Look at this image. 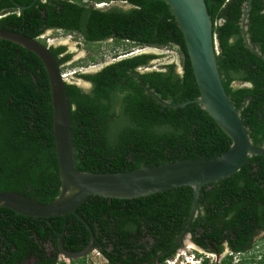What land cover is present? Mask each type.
I'll return each instance as SVG.
<instances>
[{
    "label": "trees",
    "instance_id": "obj_1",
    "mask_svg": "<svg viewBox=\"0 0 264 264\" xmlns=\"http://www.w3.org/2000/svg\"><path fill=\"white\" fill-rule=\"evenodd\" d=\"M34 2L0 0V29L32 39L59 29L63 34H79L89 44L113 39L141 48L177 47L181 54L182 74L176 64L141 72L158 59L142 54L95 74H77L92 84L88 92L66 84L79 171L133 172L177 161L216 158L230 150L232 140L195 103L200 91L183 33L166 2L38 0L20 11ZM205 2L219 42L217 60L226 92L240 110L253 145L264 147V0H252L248 18L251 46H259L260 54L246 44L240 24L249 0ZM101 4L128 8H97ZM67 51L66 46L51 47L60 66L73 58ZM78 65L83 64L75 67ZM235 82L249 87H235ZM52 101L43 61L24 47L0 39V194L20 193L41 204L59 198L62 182ZM162 103L188 104L171 108ZM193 197L191 187L134 200L92 196L77 210L83 221L75 214L39 219L3 208L0 231L10 241L8 253L0 257L8 260L9 253L16 250L11 264H23L30 256L40 259L38 264H56V260H44L46 242L57 246L62 239L66 250L80 253L94 236L95 249L110 264H156L155 256L167 252L161 258L165 264L180 248L175 246L187 226ZM199 207L202 216L190 229L198 247L209 250L212 243L218 245L227 238L236 251L245 252L252 233L264 229V157L248 158L237 174L204 186ZM232 233L237 240H231Z\"/></svg>",
    "mask_w": 264,
    "mask_h": 264
},
{
    "label": "water",
    "instance_id": "obj_2",
    "mask_svg": "<svg viewBox=\"0 0 264 264\" xmlns=\"http://www.w3.org/2000/svg\"><path fill=\"white\" fill-rule=\"evenodd\" d=\"M37 1L35 0L29 7H20V11L31 8ZM163 1L171 7V12L184 36L200 91V97L195 100V103L199 104L232 140L230 150L216 158L177 161L133 172L95 174L79 171L75 162L71 108L66 81L62 77L58 61L49 46L43 45L39 40L29 38L23 33L0 29L1 40L16 43L29 52L35 53L47 68L54 108L53 134L56 138L62 182L59 198L50 204H41L20 193L6 192L0 194V209H9L22 216L39 219L75 214L83 221L77 210L92 196L134 200L172 189L191 187L194 190L192 210L187 226L178 238L175 246L177 248L184 241L186 243V240H190L191 226L201 215L199 199L202 188L237 174L248 158L264 157V147L253 145L241 119L240 110L234 107L226 92L217 60L220 50L219 42L214 34L215 28L205 0ZM251 5L252 0H249L245 19ZM142 54L146 53L137 52L120 58L119 61ZM81 81L92 86L91 83ZM162 104L171 108H180L188 103L179 106ZM94 242L95 238L92 236L91 244L87 249L80 253L64 251V257L71 260L82 259L95 249ZM182 249H186V245H183Z\"/></svg>",
    "mask_w": 264,
    "mask_h": 264
},
{
    "label": "rangeland",
    "instance_id": "obj_3",
    "mask_svg": "<svg viewBox=\"0 0 264 264\" xmlns=\"http://www.w3.org/2000/svg\"><path fill=\"white\" fill-rule=\"evenodd\" d=\"M110 6H117V7H126L122 4H111L108 7H103V9H107ZM220 24V23H219ZM46 37V42L53 46H66L68 49V54L73 56L71 62L65 65V70L63 73L70 75L72 74L73 77L69 78L70 84H76L81 87L85 91L92 90V86L90 87L89 84L83 83L76 74H94L101 71L103 68L118 62L120 58L127 57L133 55L137 52H144L148 55H156L158 59L151 62L148 68L142 69L141 72H148V71H159L165 65L176 64L178 66L179 74H182V58L177 47L173 48H165V49H151V48H141L135 47L127 42L116 43L114 40H109L104 44H89L86 43L81 36L75 34H68L63 35L61 33L52 34L48 32L44 35ZM130 53L129 55H126ZM132 53V54H131ZM92 58L95 61H91ZM82 63L83 65H78L75 67V64ZM257 243L255 244V246ZM193 250H199L197 247H194ZM190 250L187 251L188 254L193 255L194 251ZM183 250L178 251V254L175 256L177 257L179 254L182 253ZM185 251V250H184ZM259 254V248H254L250 250L248 256H257ZM211 260H216V256H210ZM182 255L179 257V261H182ZM93 264H101L102 259H94Z\"/></svg>",
    "mask_w": 264,
    "mask_h": 264
},
{
    "label": "flooded vegetation",
    "instance_id": "obj_4",
    "mask_svg": "<svg viewBox=\"0 0 264 264\" xmlns=\"http://www.w3.org/2000/svg\"><path fill=\"white\" fill-rule=\"evenodd\" d=\"M101 7H103V6H101ZM106 7H108V6H106ZM251 8H250V10H251ZM247 10H248V4L245 7L244 15H243V17H242V19L240 21L241 28H242V33H243V37H244V40H245L246 44L252 50H255L257 53H259L260 50H261V48H259V46L258 47L256 46V48L251 46V42L249 40V35L247 33L248 32V25H249V19L248 18H249V13H250V10H249L247 19H245V16L247 15ZM48 32H51L52 34H57V33L63 34V32L59 31V29H50V30H47L41 37H39V41L41 43H42V41H44L43 40L44 38L46 39V37L44 35L46 33H48ZM63 35H68V34H65L64 33ZM70 35H72V34H70ZM82 39H83V37H82ZM110 40H113V39H110ZM106 42L107 41L102 42L100 44H104ZM46 45L49 46L50 50H51V47H56V46H53V45L49 44V42H47ZM58 47H61V46H58ZM66 54H68V51H67ZM234 86L235 87H241V86L249 87L248 84L241 83V82H235ZM201 216H202V211H201L200 217ZM225 235H227V232L225 233ZM9 238L6 237V236H4V235H2V233L0 231V254H2V255H5L6 253H8L7 252V246H6V244L8 243V241H10ZM193 238H194V236L191 234L190 240H191V242L194 245L197 246V244L194 243ZM234 239L237 240V236L234 233H232L231 234V240H234ZM61 240L62 239H59L58 240V245L57 246H55L54 243L51 242V241L45 243V245H44L45 249L43 248L44 253H45L44 260H46L47 262H48V260L49 261L56 260V264H63V263L66 264V261H65V258H64V251H67V252H69V251L65 249V247H64V245H63V243H62ZM37 241H40V240L37 239ZM236 243H238V241H236ZM256 243H257V245L255 246ZM152 245H153V242H152ZM183 245H185V244L183 243L179 247H181ZM211 246H212L211 249H209L207 251H211L212 253H218V256H219L218 259L219 260L217 261V264H237V263L248 264V263L242 262L241 260H234V257L235 256L234 257H231V256L233 254H236L237 255V254H241V253H245L248 256V254L250 253V250H252L254 248H259V254H258V257L255 256V255L250 256V257L248 256L249 259H255L256 260L252 264H264V229H257L256 231H254V233H252V235H251V243L246 248V251L245 252H243V251H236L235 248L232 246V244L227 240V238H224V240L221 243H218V245H216L215 243H212ZM146 250L149 252L151 250V248L148 247ZM1 251H2V253H1ZM14 251L17 252L16 250H14ZM109 251H112L113 252L114 249L109 248ZM15 252L14 253H9V259L8 260H1V257H0V264H4V263L5 264H11L12 263L13 256H15L17 254ZM69 253H71V252H69ZM166 254H167V252H163V253H160L159 255L155 256L154 259L156 261V264H164L161 261V258H163ZM2 259H3V257H2ZM39 260L40 259L37 260L33 256H30L28 260H26V261L23 262V264H38V261ZM68 264H88V262H85V261L82 262V260L80 261V259H78V260H70ZM117 264H122V261H118ZM146 264H150V263L147 262Z\"/></svg>",
    "mask_w": 264,
    "mask_h": 264
},
{
    "label": "clouds",
    "instance_id": "obj_5",
    "mask_svg": "<svg viewBox=\"0 0 264 264\" xmlns=\"http://www.w3.org/2000/svg\"><path fill=\"white\" fill-rule=\"evenodd\" d=\"M101 5H104L103 7H105V6H109V5H107V4H101ZM101 5H96L97 6V8H100V9H103V7H101ZM37 40H39V39H37ZM45 42H46V39L44 38L43 39ZM40 42V41H39ZM43 44V43H42ZM46 44H47V42H46ZM44 45V44H43ZM47 46V45H46ZM152 49H156V48H152ZM132 54V53H131ZM219 54H220V50H219ZM57 60V59H56ZM58 61V60H57ZM59 63V62H58ZM66 65V64H65ZM65 65L64 66H60L61 67V72H62V77H63V79L66 81V84L67 83H69L70 84V82H69V78L70 77H73V75L72 74H70V75H67V74H65V73H63L64 72V68H65ZM87 74V73H86ZM95 74V73H94ZM75 76H77V74L75 75ZM190 236H191V233H190ZM187 242L185 243V245H186V249H182V246L179 248V250L178 251H180V250H185V251H190V250H193L194 249V247H197L199 250H193L194 251V253L193 254H195L196 256H198V258H200V257H203V258H206L207 257V259H206V263H209V261L211 260V258H210V256H216V260H214V261H218L219 259V256H218V253H212L211 251H207V250H204V249H201L200 247H198V246H196V245H194L192 242H191V240H186ZM188 243L191 245V247L188 245ZM183 244V243H182ZM190 249V250H189ZM94 251H99V250H97V249H94L88 256H86V257H84V258H86V261L85 262H88V264H93V263H95V262H93V258L94 259H102V263L101 264H109V261L103 256V254H102V257H95L94 256ZM178 251H177V253H178ZM209 257H208V256ZM176 256V255H175ZM235 256V257H234ZM231 257H234V260H241L242 262H244V263H248V264H252L254 261H256L255 259H249V257L247 256V254H245V253H241V254H233ZM65 258V257H64ZM175 258V257H174ZM83 259V258H82ZM71 259H68V258H65V261H66V264H68V261H70ZM171 260V259H170ZM237 264H243V263H237Z\"/></svg>",
    "mask_w": 264,
    "mask_h": 264
},
{
    "label": "built area",
    "instance_id": "obj_6",
    "mask_svg": "<svg viewBox=\"0 0 264 264\" xmlns=\"http://www.w3.org/2000/svg\"><path fill=\"white\" fill-rule=\"evenodd\" d=\"M180 255H182V258H183L182 261L178 260ZM94 256L99 258V257H102V254L99 251H94ZM175 259H176V257L171 259V260H167L165 262V264H217V262L214 260H210L209 263H206L207 257L206 258H203V257L198 258V256H196L195 254L190 255V254H188L187 251H184V250L182 251L181 254L178 255L177 260H175ZM68 263H69V261H68Z\"/></svg>",
    "mask_w": 264,
    "mask_h": 264
},
{
    "label": "bare ground",
    "instance_id": "obj_7",
    "mask_svg": "<svg viewBox=\"0 0 264 264\" xmlns=\"http://www.w3.org/2000/svg\"><path fill=\"white\" fill-rule=\"evenodd\" d=\"M101 6H104V5H101ZM188 245L191 247V245L188 243Z\"/></svg>",
    "mask_w": 264,
    "mask_h": 264
}]
</instances>
